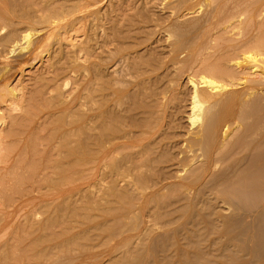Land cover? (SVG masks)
Instances as JSON below:
<instances>
[{
	"label": "bare ground",
	"instance_id": "bare-ground-1",
	"mask_svg": "<svg viewBox=\"0 0 264 264\" xmlns=\"http://www.w3.org/2000/svg\"><path fill=\"white\" fill-rule=\"evenodd\" d=\"M159 1L164 12L162 18H159L160 23L154 22L155 31L151 35L142 37L133 34L130 37L129 34L134 30L136 32L141 22L142 28L147 24L145 13V19L141 14L134 15L143 18L142 21L139 23L136 18V24L133 17L136 25L129 19L126 24H119L118 27L112 25L110 32L102 33L101 46L100 43L96 45L101 53H96L99 56L94 55L98 56L97 62L92 61L91 51L94 46H88L90 43L86 42L84 46L82 43L81 48L78 46V50L72 52L73 55L69 58L73 59L69 62L74 64L71 67L68 65L65 73H80L82 83H74L78 85L75 87L78 90L67 93L68 82L56 84V79L49 84L46 83L47 79L45 82L41 79L43 83L26 95L22 90L21 94H17L11 86L0 83L1 104L10 103L8 108L5 106L7 109H4V113L0 110V165L4 167L12 158L18 161L22 159L24 164L26 158V161L30 159L28 162H38L40 166L37 163L38 167L33 166L35 169L32 170V173L36 172V175H31L34 180L43 179L41 182L44 184L49 182L45 179L51 178L54 181L50 180L49 183L58 181L60 185L71 180L72 183L79 184L74 192L80 198L86 196L87 188L97 191L102 185L104 187L105 180L111 178V186L109 181L105 183L109 185V188L106 187L108 189L105 188L109 196L113 194L117 201L126 200V203H129L127 199L130 198L138 201L143 198L144 203L141 202V207L138 206L139 210L144 211L146 217L153 218V225L163 226L164 236L161 237L164 241L157 240L160 245H155L160 247V250H156L159 251V256L162 255L161 258L167 257L168 247H174L180 237V240L186 242L187 246H184L194 249L190 253L192 255H189L191 259H183L189 256L184 253L186 248L184 251L181 249L178 257L180 253L185 256L182 258L183 254H180L177 264H227L239 258V254L244 255L249 244L253 247L249 255L264 258V0H244L243 3L242 0L239 3L238 0L234 1V9L230 8L234 12L228 10L233 4L225 9L229 15L223 10H217L219 6L224 9L228 0ZM230 1L233 0H229V3ZM214 3L219 5L214 8L215 12L210 9ZM55 9L56 6L53 11L50 9L51 15ZM67 9L68 12L72 10L69 6ZM57 12L58 10L54 17ZM148 13L146 10V14ZM51 15L50 18H53L54 14L52 17ZM59 16L61 18L60 14ZM47 17L43 19L46 21ZM31 24L34 25V22L30 23V27ZM25 29L19 35L12 30L0 37V54L10 55L17 50L26 52L14 62L20 61L32 66L37 57L39 61V54L47 50L48 45L44 49L43 43L47 38H39L37 32H34L36 37L32 40L31 32L35 27L32 31ZM155 35H161L165 42L163 45H167L164 58L161 55V60L153 57L144 59L143 53L146 50L143 47L145 49L146 45L150 46L148 43ZM74 45L70 44L73 50ZM140 49L144 51L142 55L139 54ZM79 60H82V65L77 63ZM12 63L13 61L6 62L7 65L2 66L0 81ZM53 64L55 62L51 63ZM59 69L62 71V68ZM58 74L54 73L56 78ZM184 76L185 83L189 86L186 98L181 96L176 86L173 87ZM181 109H187V112L183 111L188 123V128L184 131L179 124ZM5 124L8 125L6 132ZM24 167L27 168L24 171H31L28 165ZM1 168L2 166L0 170ZM18 169L23 170L22 167ZM29 174H25L26 178ZM3 179L0 177V214H3L2 207L5 203L8 205L10 202L5 201ZM119 182L126 183L127 187L121 189L120 185L121 190L118 189ZM49 183L48 186H51ZM64 191L66 189L63 188L60 193ZM66 196L69 197V194ZM95 203L99 207L96 201ZM221 211L227 212L224 215L228 217L219 216ZM182 215L185 219L187 216L192 217L191 221L184 223L187 220L183 221ZM188 225L194 229H189ZM4 226L0 223V235ZM33 226L35 225L22 229L24 232H20L24 233L23 236L15 239L16 246L11 248L15 264H37L36 257L32 258L30 255L34 250V255H37L41 241L37 228ZM48 226H52V223ZM61 247L63 248L62 245ZM8 248L7 242L0 240V264L12 262L13 255L8 257ZM150 248L147 244L144 253L139 254L140 260L136 258L135 262L144 264L143 259L154 251L151 252ZM218 257L225 261L217 263ZM128 260L126 264H136L133 260ZM162 260L164 262L165 258Z\"/></svg>",
	"mask_w": 264,
	"mask_h": 264
},
{
	"label": "rangeland",
	"instance_id": "rangeland-1",
	"mask_svg": "<svg viewBox=\"0 0 264 264\" xmlns=\"http://www.w3.org/2000/svg\"><path fill=\"white\" fill-rule=\"evenodd\" d=\"M234 1H237V0L230 1V3H229V0H228V2L226 1L225 4L227 6H224L225 7L224 9L223 8L221 9V6L215 5V3H214V6L212 4V8L210 7V9L214 10V8L216 9L219 6L217 9V10L220 9L219 12L220 11L222 12V10H223V11H225L226 15H229L228 11H226L225 9H227L226 7H228L229 4H233ZM239 1L240 0H238L237 3H239ZM250 1L251 0H248V1L246 0V2H250ZM159 2H160L159 0L156 2H155V0L154 1L153 0H0V4H2V6H0V37L4 36L5 34L10 33L12 30H14L13 32L16 31L15 32L16 35L17 34L19 35L22 32V30H24L26 27H27L26 28L27 30L28 29H30V30L34 29V27H35L34 31L31 30L32 31L31 32L32 38H33V39L32 38L31 39L34 40L36 35H39V38L40 37L42 38L44 36L45 38H47V41L43 42L44 43V49L47 48V45H48L47 50L45 49L43 51L44 53L42 51L40 52L43 54H39L42 56V57L39 56L40 57L39 61H38V57H37V61L32 66L31 65H25L24 63H23L24 65H23L22 63H20V61L14 62L18 58V56L20 57L23 54H26V52L21 53L17 50L14 54H10V55H8V54L6 55L5 53L0 54V66H1L0 71L5 66L6 62L9 63V62L13 61L12 64H10V65L8 64L10 66L9 71L3 77V79H1L0 83L4 82L7 86H9V87L11 86L10 88H13L16 91V93L18 92L17 94H19V93L21 94L23 92V94L25 93L26 95H28L30 92H32L34 89H36L39 86V84L41 85V83H43V80L45 82L46 79L48 81L46 83H49V84H51L52 82L54 83L56 81V79L58 81V83H57V81L55 82L56 84H63L65 82H68L69 84H68V87L66 88L67 93H69L71 91L74 92L75 90H78L75 87H78L77 84L82 83L80 73L78 74V72L77 73L73 72L75 75L71 71L68 73H71L73 75L65 73V70H68L69 66L70 65L72 66L74 64V63L70 64V62H69L71 59V57L69 58V56L73 55L72 52L75 50H78V49H76V48H79L78 46H80V48H81L82 43H83V46L86 44V42L88 44L90 43L88 46H90V47L94 46V47H92L94 50L92 48H90V49H92L91 53H93L91 55L93 59L92 58L91 59H92V61L95 60V62H97V58L99 56L98 54L101 53L99 47L97 48V46L99 43H100L99 45L101 46L100 40L102 41V37H103L102 33H104L105 31L110 32V30H112V25H113V27H114V25L116 27H118L119 24H121V25L126 24L127 23L126 21H129V19H131V22H132L134 20L133 17H135V22L137 24L136 18H138V16H134V15H140L141 14V16L143 15V18H144V13H145L146 19L145 18L144 19L147 20L146 22L149 25L146 24L148 26V28H147V26L143 24L144 27L142 28L141 27L142 26L141 21L143 18L142 19L138 18L139 20L141 19L140 21L138 20L139 23L141 22L140 23L141 29H140V27L139 28L137 27L138 28V30L136 31L137 33L135 32V30L132 31L133 33L131 32L129 34L130 37L133 36V34H134V36L136 35V36H142V37L151 35L152 32L155 31V28H154L155 23L156 22L158 24L160 23L159 18H162L163 12H164L163 8H161L162 6L159 5ZM243 2H245V1L242 0V3ZM52 3H54V4L52 5ZM55 3H56V5H55ZM50 6H52V7H50ZM54 6H56V9L53 12L54 15L52 14L53 18H50V15L52 13L50 11L54 8ZM59 6H60V8H59ZM68 6H69V8H72V10L71 11L69 10V12L67 11ZM233 6H234V4L229 6V9H228L229 12L231 11V9H230L231 7L234 9ZM49 7L51 10L49 9ZM1 9L3 10V12ZM64 9H66V12L69 14H67ZM160 9H161V11H159ZM26 10H27V12H26ZM57 10L59 13L57 12V16L54 17ZM146 10H147V13L149 12L148 13L149 15L146 14ZM33 11H35V12H33ZM207 11L211 12V10H209V9ZM232 11H231V13H232ZM203 12H205V9H203ZM213 12H215V10ZM21 13H22V15H21ZM64 13H66V14H64ZM37 14H39V15H37ZM59 14L61 15V18H60V16L58 17ZM225 14H222V15L225 16ZM26 15H28V16H26ZM52 15H51V17H52ZM65 15H70V17H67ZM46 16H48V17H47V20L45 21L43 18H45ZM62 16H65V17L62 18ZM28 17H29V19H28ZM42 19H43V21H42ZM48 20H49V22H48ZM115 20H117V21L115 22ZM32 22H34V25L31 24V27H30V23H32ZM42 22H43V25H42ZM135 22L133 21L132 24L134 23L133 25H136ZM20 23H22V24H20ZM23 23L25 25L27 24L28 26L27 25L25 26ZM69 23H70V27H69ZM110 23H111V25H110ZM116 23H117V25H116ZM72 24H73V26H72ZM137 26H139V24ZM14 27H17V28L14 29ZM18 29H19V31H18ZM26 29H25V31H26ZM25 31H23V32H25ZM34 32H37L36 35H34L35 34ZM58 33H59V35H58ZM160 36L155 35L156 39L153 36L152 40H150V43H148V44H150V46L146 45L147 48H145V49L143 47V50L144 51L146 50L145 52L140 49L142 52L140 51L139 54L144 52L143 53V56L145 57L144 59H151L150 57H153L154 59L159 58V60H161V55H163L165 53V51H166L165 46H167V45H163V44H165V42H164L163 38ZM151 41H153V42L151 43ZM70 44H72V45L75 44L74 50H73V47L71 48ZM226 44H229V43H226ZM231 44H232V42H231ZM162 47H164V48H162ZM70 49H72V50H70ZM163 49H164V52H163ZM56 50H58V51H56ZM45 51H47V52H45ZM51 51H53V52H51ZM70 53H71V55H69ZM96 53H98V54H96ZM94 55H98V56L95 57ZM65 56H67V57H65ZM155 57H157V58H155ZM52 58L55 61L54 60L52 61ZM162 58H164V55L162 56ZM56 60H58V61H56ZM1 61H3V62H1ZM81 61L82 60H79V61H77V63H81ZM53 62H55V65L53 64L55 67L53 65H51V63H53ZM19 64H21V65H19ZM81 65H82V63H81ZM58 66L60 68H62V71H60ZM57 67H58V71H57ZM63 68H67V69H63ZM55 71H57L60 74V75L58 74L57 78L55 77L57 75V72H55ZM63 71H64V74H63ZM61 72H62L63 76L61 75ZM54 73L56 75H54ZM65 74H66V78H64ZM106 74H107V72H106ZM37 75L40 76L39 77L40 80L37 79V77H38ZM53 78H55V79H53ZM41 79H43V80H41ZM40 81H42V82H40ZM178 81H180V80H178ZM178 81L175 82V84H173V87L175 88V86H176L178 88L177 91H179L181 93V96L183 98H186L187 96H185V95H186L187 91L189 92V86H187V84L185 83V81H186L185 76L183 78H181L180 82H178ZM74 83H77V84H74ZM20 90H22V92H20ZM26 91H27V93H26ZM1 103H3V102H1V100H0V110H2L1 113L2 112L4 113V109L6 107L8 108L10 103L7 102L6 103L7 105L5 103L4 104H1ZM184 105H186V103ZM186 110L187 109H181L182 112H180V114L181 113L182 114L181 115L179 114V117H180L179 118V122H180L179 124L181 125V127H182L181 129L183 131L186 130V128H188L187 127L188 123H187V120L185 117L186 115L185 114L183 115V111L187 112ZM18 115H19V113L17 112V116ZM7 124H8V122H7ZM7 127H8V125H6V127L4 126L5 132L8 129ZM14 159L12 158L11 160H8L5 163L4 167H6V168H4L3 165H0V167L2 166V168H3V170H2V168L0 170V177H3L4 178L3 180L5 181V182H3V185H4L3 187L6 190L4 195L7 196V197L5 196V198H6L5 201L6 202L10 201L9 203L7 202L8 205L5 203V205L2 207L3 208L2 209L3 214H0V215H2V216H0V223L2 226L5 225L2 229L3 232L0 235V237L2 236L3 240L2 239H0V240L2 242L3 241L7 242V246L9 247L8 252H7L8 257L10 256L14 245L16 246L15 239L21 238L20 236L21 235L23 236V234H24V233L22 234L20 231L24 232V230L29 229V227H31V225H35V226H33V228L34 227L37 228V235L40 237L39 240L41 241V242L38 241L39 243H41V245H38L39 247L37 248L38 249L37 255L36 256L34 255L35 250L33 251V254L30 253L31 254L30 257L31 256H32V258L36 257L35 260L36 259L38 260V261H36L37 264H85V263L86 264H126V261L129 262L128 259H130V261L133 260L134 262L136 260H138V258L141 257L139 254L140 253L142 254V252L144 253V251L146 250L145 248H146L147 244H149L151 247L150 251L151 250L152 251L154 250V251L153 252L151 251L152 254L149 255V257H146L147 260L145 258L143 259L144 264H160V263L166 264V262H168L170 264H173V263L177 264V261L180 258V254L181 255L183 254V256H181L182 258L185 256L186 253H187L186 255H188V256L192 255L190 253H192V251L194 249L193 248L191 249L190 246L186 247L187 246L185 244L186 242H184V240H180L181 237L179 236L180 238L177 239L178 242L176 241V243H175L176 245L174 244L173 245L174 247L171 246L172 249L170 247H168L169 249L167 251V257L161 258L162 255L159 256L160 253H158L159 252L158 250H160V247H157L158 244L160 245V242H157V240L161 241V239H162L161 236L162 235L164 236L163 226L161 227L160 224L159 225H153L155 223V222L154 223L152 222L153 218L146 217L145 212L144 211L141 212V210H139V207H141L140 205L142 203H144L143 198H141V200L139 199V201L135 200V199L131 200V198H130V199H127L129 203H126L127 202L126 200H123L122 202L119 200L117 201V199L115 198V195H113V194H110V196H109L108 190H105V188L108 187L109 185L107 186L105 183H107V181H109L108 183L110 184L111 178H109V180H105L103 183L104 187L102 185L101 186L102 188L101 187L97 188V191H95L96 189L93 191V190H91V188H90V190H91L90 191L87 188L88 193L86 192V194H85L86 198L81 197L82 198L81 199L80 196H76L77 192H74L75 190H77V188H75V187H77L79 185L78 183H72L71 180H67V181H64V183H63L65 185H63V184L60 185V182H58V181L49 183L50 180H52V181H54V180L51 178H48L49 180L45 179V181L47 180L49 182L44 183L45 184L44 185L41 182V180L43 181V179L40 180V179L35 177L36 179L34 180L33 179L34 176L33 177L31 176L32 174L36 175L35 174L36 172L32 173V170L38 167V165H37L38 162H35V164H34V162L30 161L32 164H29L30 162H28V161L30 159H28V161H26L27 160V158H26L25 160L23 159L25 161V164H24L22 159H21V161L14 160ZM27 162H28V164H26ZM20 163H22V165ZM12 164H13V166H11ZM16 164L17 165L19 164L21 166L18 165V167L15 169V167L17 166ZM38 164L40 166V163H38ZM27 165H28V168H31V171H29V169L26 170L27 168L24 166H27ZM29 166H31V167H29ZM33 166L35 168H33ZM21 167L23 168V170L18 169ZM10 168H11V170H10ZM12 168H13V170H12ZM24 168H26L25 171H24ZM14 169L16 170V172L14 171ZM38 169H39L38 170L39 171L38 176H40L41 175L40 174V168H38ZM26 171H27V173H25ZM24 173L26 175L30 173L29 175H30L31 179L28 175L27 176V178L29 177V180H28ZM23 175L25 176V179H24ZM16 177H17V179H15ZM52 177H54V176H52ZM26 179H27V181H26ZM37 179L40 181V184H39V181H36ZM30 180H31V182H30ZM35 181L38 183H36ZM68 182H70V183H68ZM15 183H16V185H15ZM47 183H49V185L51 184V186H48ZM36 184H38V185H36ZM125 184L126 183L122 184V182H121L119 185H117L118 186L117 188L118 189H120V187H121V189H123V187L126 188L127 185H125ZM13 185H15V186H13ZM17 186L19 187V189ZM31 186L34 189H36V191H33L34 189ZM46 186H48V187H46ZM110 186H111V184H110ZM40 187H41V189H40ZM63 188L66 189V192L64 191V192H62L63 193L62 194V193H60V190L61 189L63 190ZM80 188H84V187H80ZM108 188H106V189H108ZM13 189H15V190H13ZM17 189L19 192L17 191ZM67 189H70L71 191L68 192ZM101 189L102 190L104 189V191H102ZM15 192L17 193L16 195L14 194ZM99 192L101 195L99 194ZM103 192H104L105 196H104ZM110 192H111V189H110ZM64 193H66V195L69 194V197H67ZM63 196L67 200L64 199ZM103 197H105V198H103ZM108 197H110V198H108ZM83 199H84V201H83ZM86 199H88L89 201ZM92 200H95L98 203L99 207H97L95 201H92ZM113 202H114V204H113ZM130 202L132 203V205ZM99 203H100V205H99ZM101 203H102V205H101ZM93 205H94V207H93ZM135 208H136V210H135ZM42 209H44V210H42ZM46 209L49 211H47ZM102 212H104V213H102ZM226 213L227 212H224V213L222 212V214L220 213L221 215H219V216L228 217V215L227 216L224 215ZM30 215H32V217ZM143 215H144V217H143ZM176 216L180 217L181 215H176ZM183 217H184V215H182L183 221L187 220V221H184V223L185 222L188 223L189 221H191L190 219L192 218L191 216H190L191 218H189L187 216L186 219ZM29 218H30V220H29ZM33 218H34V220H32ZM91 218H93V219H91ZM138 219H139V221H138ZM162 219H163V217H162ZM48 221L50 223H52V226H48V224H50ZM148 221H149V223H148ZM32 222H34V223H32ZM105 222H106V224H105ZM100 225H102L103 227L102 226L101 227L104 229H102L100 227ZM144 225L145 226L147 225L149 227H147V226L145 227ZM46 226H47V228H46ZM94 226L96 227L95 229H94ZM188 226H189V229L193 228L192 226L190 228V225H188ZM89 227H91L93 230ZM117 228H118V230H117ZM145 228L146 229L148 228V229L146 230ZM22 229H24V230H22ZM105 229H107V230H105ZM97 230L98 231L101 230L100 231L101 233L98 232ZM145 230H146V232H145ZM198 231L202 233L201 230H198ZM18 233H21V234H18ZM168 236H170V234H168ZM165 237L168 241L170 240L169 238H167V236H165ZM145 238H147V239H145ZM45 240H47V241H45ZM145 240H146V242H145ZM155 241L157 242V244ZM163 241H164V239H162L161 242H163ZM152 243H153V245H151ZM8 244H10V245H8ZM82 244H83V246H82ZM61 245L63 246V248L61 247ZM126 245H127V247H126ZM155 245H157V246L155 247ZM184 245H186V246H184ZM141 246L143 248H141ZM81 248H82V250H81ZM185 248H186V251H184ZM251 248H253V247L249 244L245 248L246 253L244 255L239 254L238 255V257L240 256L239 258H237L233 261H229L227 264H264V258H262V257L259 258L258 255L253 256V257H255V258H253L252 255H249L250 254L249 251L253 250ZM156 249H158V250H156ZM181 249H183L182 251H184L185 254L180 253L179 257H178L177 254L179 252H182V251H180ZM231 249H233V247ZM68 250H70V251H68ZM155 250H156V252H155ZM260 250H262V248ZM92 252H93V254H92ZM154 252L157 253L156 254L157 256L155 255ZM229 252H233V251L229 250ZM49 253H50V255H49ZM232 254L234 255L235 253L233 252ZM11 256L13 257V258L11 257L12 260L10 259L12 262H9V263L15 264V257H14L15 255L11 254ZM190 256L189 257L186 256L183 259L190 258ZM256 256H258V258H256ZM164 258H165V260H164L165 263L162 260ZM220 258H222V257L217 258V259H219V261H217L216 258H214V259H216L217 263L225 261L224 259H222L223 260L222 261ZM13 259H14V262H13ZM166 259L169 261H167ZM210 259L213 260V258H211V257H210ZM139 260H140V258H139ZM128 262H127V264H128ZM20 264H26V263L23 262ZM136 264H138V263H136ZM139 264H140V262H139ZM141 264H142V262H141Z\"/></svg>",
	"mask_w": 264,
	"mask_h": 264
}]
</instances>
